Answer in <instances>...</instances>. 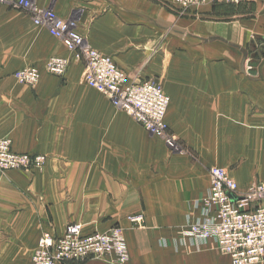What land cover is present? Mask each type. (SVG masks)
<instances>
[{"label": "crops", "instance_id": "0c3cea01", "mask_svg": "<svg viewBox=\"0 0 264 264\" xmlns=\"http://www.w3.org/2000/svg\"><path fill=\"white\" fill-rule=\"evenodd\" d=\"M31 1L73 21L128 82L158 83L182 149L86 85L83 60L70 58L62 77L48 73V57L69 56L61 40L27 10L0 4V138L46 157L38 170L0 172V264H30L40 234L60 236L70 223L84 233L121 227L127 264H230L212 240H175L197 217L193 203L207 194L211 166L241 191L264 182V0L185 13L170 0ZM26 66L39 69L33 86L13 75ZM138 214L140 227L128 219Z\"/></svg>", "mask_w": 264, "mask_h": 264}, {"label": "built area", "instance_id": "2783aa9c", "mask_svg": "<svg viewBox=\"0 0 264 264\" xmlns=\"http://www.w3.org/2000/svg\"><path fill=\"white\" fill-rule=\"evenodd\" d=\"M214 1L240 4L243 0H171L180 8ZM0 4L27 10L34 25L45 28L51 36L61 40L69 56L47 58L44 68L48 73L61 76L67 70L70 58L83 60L85 84L108 96L113 106L127 112L150 134L164 139L169 147L175 145L164 123L169 97L157 84L125 82L124 71L109 56L91 48L73 21L60 18L52 9L39 7L31 0H0ZM13 75L20 83L32 86L40 78L36 66H26ZM45 159L41 154L15 152L8 137L0 138V171L37 169ZM208 174L207 194L193 203L197 217L180 230L175 241L184 246L212 240L217 250L228 257L230 264L261 263L264 258V205L259 203L264 199V182L241 191L224 168L211 166ZM128 219L132 224L142 226V215ZM82 227L79 223L67 224L60 236L42 232L30 264H61L68 260L87 259L127 264L129 254L121 227L90 233H84Z\"/></svg>", "mask_w": 264, "mask_h": 264}, {"label": "rangeland", "instance_id": "374dc122", "mask_svg": "<svg viewBox=\"0 0 264 264\" xmlns=\"http://www.w3.org/2000/svg\"><path fill=\"white\" fill-rule=\"evenodd\" d=\"M170 2H171V0H170ZM216 2H224V3H229V2H226V1H214L213 3H216ZM171 4L174 6V7H176L177 9H179V11H181L182 13H185L186 12V10H188V9H191V8H195L196 6H190V7H188V8H180V7H178V6H175L172 2H171ZM206 4V3H205ZM210 4H212V3H210ZM229 4H231V3H229ZM201 5H203V4H201ZM233 5H236V4H233ZM199 6V5H198ZM49 58V57H48ZM47 60V59H46ZM45 60V61H46ZM68 68V67H67ZM65 74V73H64ZM63 74V75H64ZM63 75H61V76H58V77H62ZM55 76H57V75H55ZM83 79V78H82ZM138 81H150V82H153L154 84H157L160 88H161V86L158 84V83H156V82H154V81H151V80H137V81H133V82H138ZM84 82V81H83ZM125 82H128L127 81V79H125ZM85 83V82H84ZM128 83H131V82H128ZM87 85V84H86ZM162 89V88H161ZM163 90V89H162ZM164 92V91H163ZM115 107V106H114ZM116 108V107H115ZM117 109H119V108H117ZM167 109H168V106H167V108H166V111H167ZM121 110V109H120ZM122 111H124V110H122ZM125 112V111H124ZM125 113H127V112H125ZM128 114V113H127ZM129 115V114H128ZM165 115H166V112H165V114H164V123H165V125H166V131H167V133L169 134V135H171L172 136V138H173V140L175 141V145L174 146H172V147H169L166 143H165V141H164V139H162V138H160V137H158V136H156V137H158V138H160V139H162V141L165 143V145L169 148V149H171V150H181L182 148H181V146H180V144H179V142L177 141V139L174 137V135L169 131V128H168V125H167V123L165 122ZM130 116V115H129ZM132 119H133V117L132 116H130ZM134 120V119H133ZM135 121V120H134ZM136 122V121H135ZM137 123V122H136ZM139 124V123H138ZM149 133V132H148ZM150 134V133H149ZM150 135H152V134H150ZM152 136H155V135H152ZM45 161H46V159H45ZM45 163V162H44ZM44 165V164H43ZM42 165V166H43ZM42 166L40 167V168H37V169H33V170H38V169H41L42 168ZM8 171V170H7ZM0 172H3V171H0ZM209 175V174H208ZM264 200V199H263ZM259 264H264V258H263V260H262V262L261 263H259Z\"/></svg>", "mask_w": 264, "mask_h": 264}, {"label": "bare ground", "instance_id": "6f19581e", "mask_svg": "<svg viewBox=\"0 0 264 264\" xmlns=\"http://www.w3.org/2000/svg\"><path fill=\"white\" fill-rule=\"evenodd\" d=\"M216 247V246H215ZM217 249V248H216ZM219 252V251H218ZM220 253V252H219Z\"/></svg>", "mask_w": 264, "mask_h": 264}]
</instances>
